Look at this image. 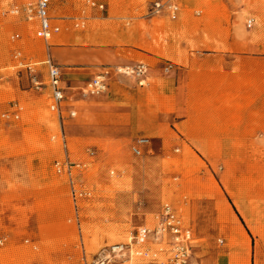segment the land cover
<instances>
[{"label":"rangeland","instance_id":"rangeland-1","mask_svg":"<svg viewBox=\"0 0 264 264\" xmlns=\"http://www.w3.org/2000/svg\"><path fill=\"white\" fill-rule=\"evenodd\" d=\"M28 1L0 0V264H86L167 203L193 230L196 264H264V0H173L176 18L152 12L166 0H53L62 29L48 42L11 12ZM101 31L107 57H141L147 79L83 96L102 67L65 68L52 112L32 81L48 80L47 43ZM65 156L71 177L55 169Z\"/></svg>","mask_w":264,"mask_h":264},{"label":"built area","instance_id":"built-area-1","mask_svg":"<svg viewBox=\"0 0 264 264\" xmlns=\"http://www.w3.org/2000/svg\"><path fill=\"white\" fill-rule=\"evenodd\" d=\"M53 0H29L22 6H16L11 12L17 15H24L29 21L37 23L36 35L44 40H49L54 33L61 32L60 25H54L50 17V7ZM95 5V3H92ZM98 8L103 10L104 4H99ZM168 10L172 18H176L179 6L173 0L156 1L152 6V12L160 13ZM254 24V19L248 20L249 27ZM79 26L80 23L75 24ZM83 25V24H82ZM44 63L48 69L47 82L33 79L37 90L43 91L44 86L49 90L48 100L49 109L52 112L61 113L63 104L67 99L66 86L63 82V71L48 53ZM173 65L163 66L164 71L171 70ZM149 65L141 63L138 65L111 66L107 65L103 70L81 87L80 92L83 96H101L104 95L110 86L111 79L114 76H126L137 78L142 85L147 79ZM72 116L76 112L71 113ZM10 118L11 115H5ZM19 118L18 114L14 115ZM149 143L148 138H139L133 144L132 152L139 156L143 152L144 146ZM66 147V144H65ZM75 167H81L77 163ZM57 173L67 174L69 177L73 174L74 166L68 156L63 160L55 161ZM6 238L0 237V248L5 245ZM196 238L193 230L187 225L178 211L170 204L163 205L157 216V222L153 227L146 225L134 226L130 240L127 243L113 244L105 247L96 259L86 264H114L117 261H132L135 256L141 258L144 264H196L193 261V251L196 247Z\"/></svg>","mask_w":264,"mask_h":264},{"label":"crops","instance_id":"crops-1","mask_svg":"<svg viewBox=\"0 0 264 264\" xmlns=\"http://www.w3.org/2000/svg\"><path fill=\"white\" fill-rule=\"evenodd\" d=\"M53 23V17L51 16ZM54 25H59L55 24ZM61 26V25H60ZM37 31V28H36ZM57 33L51 35L50 39ZM61 37H58L60 39ZM49 39V40H50ZM68 41L71 45L61 46L58 43H47V51L52 56L53 60L60 65L62 71L65 68H68L76 73V71L81 69H86L89 67H102L107 65H135L139 63L141 57H107V48L97 46L103 44L104 40L106 41L107 35L102 31L98 33H91V35H78V36H69ZM47 40V42L49 41ZM46 41V40H45ZM106 43V42H104ZM124 43H127L125 40ZM130 47L123 45L120 48L123 52H127ZM143 58V57H142ZM156 59V57H152ZM100 71V72H101ZM64 75V71H63ZM65 76V75H64ZM96 76V75H95ZM111 87V82L109 89ZM108 89V91H109ZM107 91V92H108ZM106 92V93H107Z\"/></svg>","mask_w":264,"mask_h":264},{"label":"bare ground","instance_id":"bare-ground-1","mask_svg":"<svg viewBox=\"0 0 264 264\" xmlns=\"http://www.w3.org/2000/svg\"><path fill=\"white\" fill-rule=\"evenodd\" d=\"M114 240H115V243H116V244H118V243H127V242H128V241H127V242H121V241L118 240V239H114Z\"/></svg>","mask_w":264,"mask_h":264}]
</instances>
